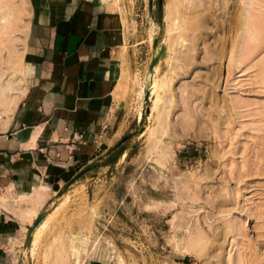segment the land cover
<instances>
[{
	"label": "rangeland",
	"instance_id": "obj_1",
	"mask_svg": "<svg viewBox=\"0 0 264 264\" xmlns=\"http://www.w3.org/2000/svg\"><path fill=\"white\" fill-rule=\"evenodd\" d=\"M119 5L136 32L122 99L113 118L65 123L48 142L69 174L39 206L21 184H0V264H59L63 245L65 264H264V0ZM1 10L0 130L33 69L30 0ZM167 29L156 78L168 85L154 92V38ZM1 162L7 176L14 161Z\"/></svg>",
	"mask_w": 264,
	"mask_h": 264
},
{
	"label": "crops",
	"instance_id": "obj_2",
	"mask_svg": "<svg viewBox=\"0 0 264 264\" xmlns=\"http://www.w3.org/2000/svg\"><path fill=\"white\" fill-rule=\"evenodd\" d=\"M30 3L25 43L33 69L23 105L17 103L2 121L0 167L6 168L3 160L14 163L7 176L0 171V184L8 183V178L13 187L21 184L28 195L37 194L39 206L51 196L48 191L55 180L56 189L68 173L53 164L47 153L55 144L48 142L57 139L65 123L93 129L113 118L122 99L119 88L129 74L130 41L136 32L130 30L119 0ZM7 130L12 137L1 132ZM46 169L51 178L43 180Z\"/></svg>",
	"mask_w": 264,
	"mask_h": 264
},
{
	"label": "bare ground",
	"instance_id": "obj_3",
	"mask_svg": "<svg viewBox=\"0 0 264 264\" xmlns=\"http://www.w3.org/2000/svg\"><path fill=\"white\" fill-rule=\"evenodd\" d=\"M4 5H6V4H4ZM0 13H2V10H1V12ZM3 18H5V16L3 17ZM247 24V23H246ZM246 27V26H245ZM247 28V27H246ZM246 30V29H245ZM165 31H167L166 32V34H165V39L163 40V41H161L158 45H157V43H156V45H155V47H154V53H153V57L159 52V50H160V48H161V44H164L165 42H167L168 41V37H169V35H170V32H171V29H167V30H165ZM247 31V30H246ZM245 31V32H246ZM181 37V36H180ZM165 45V44H164ZM161 60V57H159V59L153 64V67H152V69H151V71H150V74L148 75L149 77H148V83H147V85H148V87H150L151 89H156V88H165L168 84H167V81L168 80H166L165 81V78L163 79V78H161V79H159L158 77L159 76H157V78H156V75H159V74H157V72H158V69H159V66H160V61ZM237 63H241L240 61V57H237ZM160 73V72H159ZM161 77H162V75H160ZM166 76V75H165ZM168 78V77H167ZM5 86V85H4ZM158 89H156V90H158ZM161 89H159V90H161ZM154 92H155V90H154ZM3 92H2V90L0 89V100H2V96H3V94H2ZM37 240H38V238H37ZM62 246V245H61ZM59 247H60V245H59ZM58 247V248H59ZM65 250V246L63 245L62 247H60V250H59V252H58V254H59V258H58V260H59V264H65V262H63L62 260H64L65 261V259H63V257H62V252ZM31 254H33V253H31ZM105 258V255L103 254L101 257H99L98 256V259L99 260H102V259H104ZM56 261V260H55Z\"/></svg>",
	"mask_w": 264,
	"mask_h": 264
},
{
	"label": "water",
	"instance_id": "obj_4",
	"mask_svg": "<svg viewBox=\"0 0 264 264\" xmlns=\"http://www.w3.org/2000/svg\"><path fill=\"white\" fill-rule=\"evenodd\" d=\"M157 43V37L154 38V45H156ZM165 54V46L164 44H161V48L159 50V52L152 58L151 62H150V67L153 66V64L159 59V57H163V55ZM45 215V210L41 211L37 218L35 219L33 225L31 226V228L33 229L36 224L39 222V220Z\"/></svg>",
	"mask_w": 264,
	"mask_h": 264
}]
</instances>
